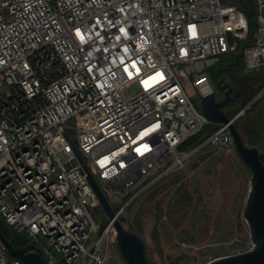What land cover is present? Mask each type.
Here are the masks:
<instances>
[{"label": "built area", "instance_id": "built-area-1", "mask_svg": "<svg viewBox=\"0 0 264 264\" xmlns=\"http://www.w3.org/2000/svg\"><path fill=\"white\" fill-rule=\"evenodd\" d=\"M236 1L0 0V217L49 264H105L114 229L94 218L103 208L63 132L124 218L190 163L196 148L178 149L214 124L192 99L214 92L210 69L248 38ZM255 1L242 59L264 70V0ZM214 125L206 146L235 149L229 126ZM0 264L25 263L0 243Z\"/></svg>", "mask_w": 264, "mask_h": 264}, {"label": "rangeland", "instance_id": "rangeland-1", "mask_svg": "<svg viewBox=\"0 0 264 264\" xmlns=\"http://www.w3.org/2000/svg\"><path fill=\"white\" fill-rule=\"evenodd\" d=\"M240 53L239 49L224 56L210 69L209 79L219 102L224 100V94L217 89L221 77L225 84L232 86L234 100L223 111L236 113L233 117L236 118L245 110L240 116L248 118L251 124L244 136L247 146L256 147L264 154V99L254 111L245 115L264 95V70H247L241 63L221 76L217 73ZM192 102L202 111L200 97H194ZM178 153L183 152L178 149ZM251 178V169L242 162L236 149L226 152L207 145L184 169L167 176L133 200L126 208L123 224L144 240L151 264H208L218 258L246 252L254 244L244 216ZM113 200L118 205L122 197L114 193ZM91 212L103 231L110 223L108 217L101 208ZM98 236L95 233L88 246ZM49 248L58 259L62 258V254ZM78 264H85L83 257ZM105 264H126L117 249L114 229Z\"/></svg>", "mask_w": 264, "mask_h": 264}, {"label": "water", "instance_id": "water-1", "mask_svg": "<svg viewBox=\"0 0 264 264\" xmlns=\"http://www.w3.org/2000/svg\"><path fill=\"white\" fill-rule=\"evenodd\" d=\"M242 57L243 51H241V53L235 58V61L229 64L226 68H219L217 71L218 75L221 76L223 72L237 66ZM217 89L224 94V100L220 102L217 101L215 91L212 92L202 99V112L214 124L229 126L237 154L242 162L252 171L250 190L244 216L250 227L251 241L254 243V248L250 246L249 251L247 252L218 258L208 264H264V154L261 153L258 148L249 147L245 144L235 124V120L229 118L223 111L224 107L234 100L231 98L233 92L232 86L225 84V79L221 77L217 83ZM254 101H252V103ZM252 103H250V105ZM247 108L248 107H246V109ZM63 135L82 164L106 216L110 223H112L116 233L117 249L124 262L126 264H151L144 240L137 233L128 230L120 221L98 182L89 171L81 154L72 143V140L65 132H63ZM205 146L206 142L197 147L195 149L196 152ZM0 243L6 248L10 255L20 259L25 264H49L43 257V253L37 249L35 245L29 244L23 249H16L4 236L1 230Z\"/></svg>", "mask_w": 264, "mask_h": 264}, {"label": "trees", "instance_id": "trees-1", "mask_svg": "<svg viewBox=\"0 0 264 264\" xmlns=\"http://www.w3.org/2000/svg\"><path fill=\"white\" fill-rule=\"evenodd\" d=\"M237 6L239 10H241L244 15L247 18L248 25H249V35L248 38L245 41H242L241 44L239 45V49L241 50L242 46L245 44H250L252 43L253 40V35L256 31L257 24L256 21L254 20L255 17V12L257 11L256 8V1L255 0H237L236 1ZM238 55H235L229 62L233 63L235 61V58ZM229 63V64H231ZM243 63V59L240 58L239 64ZM264 99V95H262L255 103L251 105L249 109H247L245 115H248L250 112L254 111L262 102ZM248 99L247 101H249ZM236 113L232 114H226L229 118L233 119ZM235 124L243 138V141L247 145V142L244 139V136L248 133V127L251 126L250 120L246 117H239L236 119ZM217 125H207L205 126L198 134L195 136L191 137L188 139L186 142L183 143L182 146H180L179 150L181 152L185 151H191L202 144H204L210 136H212L217 130H218ZM114 210L117 211V208L114 207ZM122 223H125V219L123 217L119 218ZM0 230L4 234V236L11 242L14 248L16 249H23L27 245H29V239L26 237V235L23 234H17L13 230H11L1 219H0ZM246 249H248V245L246 244Z\"/></svg>", "mask_w": 264, "mask_h": 264}]
</instances>
